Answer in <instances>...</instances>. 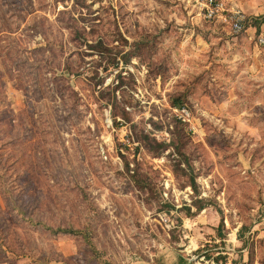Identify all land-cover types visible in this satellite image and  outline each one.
Here are the masks:
<instances>
[{
	"label": "rangeland",
	"instance_id": "rangeland-1",
	"mask_svg": "<svg viewBox=\"0 0 264 264\" xmlns=\"http://www.w3.org/2000/svg\"><path fill=\"white\" fill-rule=\"evenodd\" d=\"M224 25L191 0H0V264H264V44Z\"/></svg>",
	"mask_w": 264,
	"mask_h": 264
},
{
	"label": "built area",
	"instance_id": "built-area-1",
	"mask_svg": "<svg viewBox=\"0 0 264 264\" xmlns=\"http://www.w3.org/2000/svg\"><path fill=\"white\" fill-rule=\"evenodd\" d=\"M198 8V14L204 19L218 20L230 28L233 34L244 30L246 23L250 20L245 12L227 6L224 0H191ZM258 42L264 44V34L258 37ZM177 119L182 122H191V112L185 105L173 108Z\"/></svg>",
	"mask_w": 264,
	"mask_h": 264
},
{
	"label": "crops",
	"instance_id": "crops-1",
	"mask_svg": "<svg viewBox=\"0 0 264 264\" xmlns=\"http://www.w3.org/2000/svg\"><path fill=\"white\" fill-rule=\"evenodd\" d=\"M190 1V0H188ZM227 6L235 9H240L247 14L250 20L246 23L244 31L241 33V42L244 45H248L252 43V48L256 47L258 50L260 49L256 39L261 34H264V0H224ZM218 21V20H216ZM220 22V21H219ZM222 23V22H220ZM224 25V23H222ZM224 28L228 33H232L228 25H224ZM264 50V47H261ZM254 54L256 50H254ZM262 61H257V63H261Z\"/></svg>",
	"mask_w": 264,
	"mask_h": 264
},
{
	"label": "trees",
	"instance_id": "trees-1",
	"mask_svg": "<svg viewBox=\"0 0 264 264\" xmlns=\"http://www.w3.org/2000/svg\"><path fill=\"white\" fill-rule=\"evenodd\" d=\"M60 20V19H59ZM262 20H264V17L262 18ZM61 25L67 29L70 30V33L72 35L73 39H80L84 38V34H85V29L82 27H78L77 23L75 22V19L73 17H67L64 19H61ZM170 102L173 106H181V105H185V98L182 95H178V96H173L170 98ZM188 107V106H187ZM177 122L183 123L181 120L177 119ZM184 124V123H183ZM191 186L193 188H195V181L192 178L191 179ZM198 209H201L202 206L198 205L197 206ZM187 210H189V208H187ZM222 224V223H220ZM44 228H46L47 230H49V232L53 235H58V234H80L81 237L84 239V241L90 246V248L94 251L95 247L93 245V243L91 242V240L89 239V233L86 231V229H77V228H73V227H61V226H56V227H52L49 225H43ZM218 258H222L221 255L216 257V260L218 261ZM172 264H187V261L184 260L183 258H178L177 261H175Z\"/></svg>",
	"mask_w": 264,
	"mask_h": 264
}]
</instances>
